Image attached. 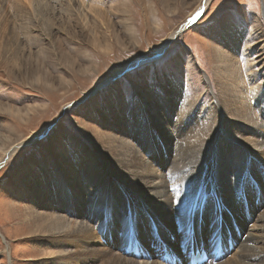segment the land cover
Here are the masks:
<instances>
[{
	"label": "rangeland",
	"instance_id": "obj_1",
	"mask_svg": "<svg viewBox=\"0 0 264 264\" xmlns=\"http://www.w3.org/2000/svg\"><path fill=\"white\" fill-rule=\"evenodd\" d=\"M16 1L19 8L30 11L25 0ZM67 1L33 0L39 19L35 23L32 19L36 16L16 14L9 0H0V264H38L41 256L36 254L40 251L35 241L38 237L33 236L37 223L31 218L33 205L28 194L20 192L22 188L28 192L29 173L39 178L44 169H57L76 177L72 173L77 169L76 159L83 153L111 155L108 149L115 145L108 141L113 135L123 139L129 135L131 142L140 138L142 147L134 155L147 159L155 156L148 149L158 143L174 147L175 133L165 129L166 125L161 131L171 135L167 136L169 141L165 142L162 135L152 136L160 119L152 114L151 108L159 104L154 92L166 90L169 102L173 88L181 89L191 100L205 95L201 105L213 103L223 128L229 124L241 134L232 135L242 139L241 144L231 141V145L244 147L253 141L249 125L229 119L231 115L224 111L222 118L219 104L223 86L229 88L236 79L234 60L242 66L241 45L253 44L255 50L259 49L254 56L259 53L264 61V41H260L264 39V0H209L203 6L204 0H95L91 7L85 0ZM61 7V12L72 17L66 23L58 13ZM188 18L192 20L179 30ZM238 30L244 32L241 43ZM174 31L177 35L170 37ZM235 52L237 57L233 56ZM260 65L257 62L256 69ZM129 110L131 117L126 116ZM138 122L143 126L133 127ZM136 129L141 132L139 137ZM189 133L187 127L183 134ZM159 150L156 155L165 157L164 150ZM253 154L243 152L242 156ZM241 160L229 151L225 162L238 168ZM166 165L154 163L152 167L161 171ZM249 182L251 201L255 190L258 197L264 195V172ZM72 192L79 194L77 188ZM196 195L205 200L209 193L197 191ZM78 200L84 199L79 195ZM229 205L236 204L230 201ZM258 206L256 214L264 209V202ZM148 208L137 210L136 217L151 236L158 225L147 219ZM127 216L125 212L114 215L112 224L117 235L128 225ZM242 216L246 219L244 212ZM204 222L208 224V219ZM101 224L111 227L105 221ZM248 225L250 222L245 221L246 228ZM135 259L142 263L141 258Z\"/></svg>",
	"mask_w": 264,
	"mask_h": 264
},
{
	"label": "bare ground",
	"instance_id": "obj_2",
	"mask_svg": "<svg viewBox=\"0 0 264 264\" xmlns=\"http://www.w3.org/2000/svg\"><path fill=\"white\" fill-rule=\"evenodd\" d=\"M50 1L62 0H48V3ZM85 1L90 3V7L95 3V0ZM208 1H202L201 6ZM9 2L16 14L28 13L31 18L36 16L32 19L35 23L39 20L34 14L37 7L33 0H25L30 11L19 8L16 0ZM42 6L47 7L46 4ZM61 10L63 7L58 13L64 23L72 19L69 13ZM240 32L237 31L239 43L240 37L244 36V32ZM174 35H177L176 31L170 37ZM245 39L249 43V37ZM233 41L236 42V35H233ZM246 49H251V53ZM256 52L259 49L255 50L251 43L246 47L241 45L239 58L242 66L234 60L236 79L229 88L222 85L227 93L222 92L219 104L222 118L224 111L231 115L229 119L249 125L252 131L249 137L253 140L249 146L230 144L231 141L241 144L242 139H236L241 134L230 129L229 124L223 128L213 103L208 107L201 105L205 95H197L196 100H191L181 89L173 88L171 102L175 106L167 99V91L162 90L152 93L159 104L151 108L152 114L160 118L152 136L162 135L165 142L169 141L167 136L171 135L161 131L166 125L165 129H172L175 133L172 135L175 141L173 148L158 143V146L148 149L155 156L147 159L134 155V151L142 147L140 138L131 142L129 135H125V139L113 135L112 141H108V144L115 145L108 149L111 155L83 153L80 159H76L77 169L69 166L76 177L57 169L51 172L44 169L39 178L29 173L28 192L25 188L20 192L28 194L27 198L33 205L31 218L37 221H33L36 226L33 236L38 237H34L40 249L36 254L41 255L37 258L38 264H188L189 252L199 247L209 251L204 264H264V209L256 214L258 204L261 206L264 202V195L259 194L261 202L258 190H255L254 200L252 198L251 201L248 195L249 179H256L264 172V61H261L259 53L254 56ZM233 56L237 57L236 52ZM257 62L261 63L258 69L255 67ZM241 68L244 73H241ZM126 114L131 117L130 110ZM136 126L143 124L134 123L133 127ZM193 126L196 127L194 130ZM133 127L128 126V129ZM187 127L191 133L185 136L183 132ZM136 130L139 137L141 132ZM234 134L236 136L233 137ZM158 148L159 151L164 150L165 157L156 155ZM229 151L234 152L236 160L242 158L238 168L225 162ZM243 152L254 154L253 157L242 156ZM164 162H167L166 169H153L154 163L162 166ZM63 177L67 178L69 188L65 186ZM76 188L77 195L72 192ZM197 191L209 195L204 200L196 195ZM79 195L83 202L86 200L85 204L81 205ZM85 195L86 198L83 197ZM138 200L140 203L137 205ZM45 201L48 206L44 205ZM230 201L236 205H229ZM146 208L147 219L158 225L151 231V236L136 217L137 210ZM122 212L128 213L129 221L117 235L112 221L114 215ZM252 212L255 213L254 218ZM172 214L174 220H171ZM206 219L208 224L204 222ZM102 221L111 227H104ZM245 221L250 222L247 228ZM245 228L247 234H244ZM134 257L141 258L142 263Z\"/></svg>",
	"mask_w": 264,
	"mask_h": 264
},
{
	"label": "water",
	"instance_id": "obj_3",
	"mask_svg": "<svg viewBox=\"0 0 264 264\" xmlns=\"http://www.w3.org/2000/svg\"><path fill=\"white\" fill-rule=\"evenodd\" d=\"M190 20H192V18H188V19L184 22V24L181 26V28H180L179 30H182L185 26H187L188 23L190 22Z\"/></svg>",
	"mask_w": 264,
	"mask_h": 264
}]
</instances>
